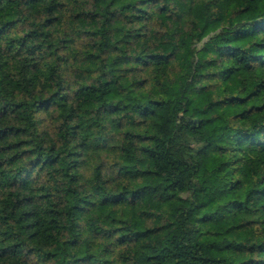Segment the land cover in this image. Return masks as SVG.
<instances>
[{
	"label": "trees",
	"instance_id": "1",
	"mask_svg": "<svg viewBox=\"0 0 264 264\" xmlns=\"http://www.w3.org/2000/svg\"><path fill=\"white\" fill-rule=\"evenodd\" d=\"M0 264H264V0H0Z\"/></svg>",
	"mask_w": 264,
	"mask_h": 264
},
{
	"label": "rangeland",
	"instance_id": "2",
	"mask_svg": "<svg viewBox=\"0 0 264 264\" xmlns=\"http://www.w3.org/2000/svg\"><path fill=\"white\" fill-rule=\"evenodd\" d=\"M204 84L205 81L195 79L188 91L191 101L196 102L200 107H203H201V109L194 108L193 110L180 114L178 117L180 123H205L219 114L218 108L208 103L210 98L202 89Z\"/></svg>",
	"mask_w": 264,
	"mask_h": 264
}]
</instances>
